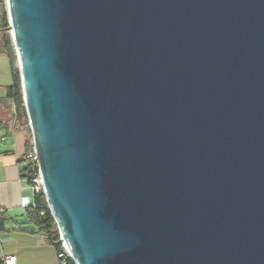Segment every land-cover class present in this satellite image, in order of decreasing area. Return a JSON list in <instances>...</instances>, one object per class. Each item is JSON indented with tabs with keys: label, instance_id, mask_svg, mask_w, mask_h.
<instances>
[{
	"label": "water",
	"instance_id": "water-1",
	"mask_svg": "<svg viewBox=\"0 0 264 264\" xmlns=\"http://www.w3.org/2000/svg\"><path fill=\"white\" fill-rule=\"evenodd\" d=\"M6 4L75 264H264V0Z\"/></svg>",
	"mask_w": 264,
	"mask_h": 264
},
{
	"label": "crops",
	"instance_id": "crops-1",
	"mask_svg": "<svg viewBox=\"0 0 264 264\" xmlns=\"http://www.w3.org/2000/svg\"><path fill=\"white\" fill-rule=\"evenodd\" d=\"M3 2L0 0V24L7 13ZM11 60L0 46V133L6 137L0 150V263L3 257L15 256L16 264H64L58 259L55 244L40 234L27 216L30 207L25 203L32 202L34 194L22 171L27 167L24 156L33 147V140L20 128L15 104L6 95L13 81Z\"/></svg>",
	"mask_w": 264,
	"mask_h": 264
},
{
	"label": "trees",
	"instance_id": "trees-1",
	"mask_svg": "<svg viewBox=\"0 0 264 264\" xmlns=\"http://www.w3.org/2000/svg\"><path fill=\"white\" fill-rule=\"evenodd\" d=\"M9 22L7 13L2 16V22L0 24V46L10 55L11 38L8 33ZM11 56V55H10ZM12 84L7 87L6 95L15 104L16 109V121L21 125L26 131L31 135V130L29 128V121L24 106L23 93L21 89L20 71L16 70L12 64ZM2 122L0 121V125ZM22 176L30 182L32 178V170L27 165V167L22 171ZM27 216L31 223L38 228L40 234L46 236L50 241L55 244L57 250H60V236L57 229L56 222L51 215L48 208L44 193L35 196V207H30L27 209ZM73 262L72 258H69L67 262Z\"/></svg>",
	"mask_w": 264,
	"mask_h": 264
},
{
	"label": "built area",
	"instance_id": "built-area-1",
	"mask_svg": "<svg viewBox=\"0 0 264 264\" xmlns=\"http://www.w3.org/2000/svg\"><path fill=\"white\" fill-rule=\"evenodd\" d=\"M20 128H23L20 126ZM6 143V137L0 133V150ZM24 161L32 170V178L29 185L33 191L34 199L32 202L27 201L25 207H35V196L44 193V180L40 173L39 168V158L34 147L31 148L30 152L24 156ZM60 236V234H59ZM61 239V236H60ZM60 250L58 251V259L62 263L67 264L69 258H71L65 243L62 241L60 243ZM0 264H16L15 256L3 257Z\"/></svg>",
	"mask_w": 264,
	"mask_h": 264
},
{
	"label": "rangeland",
	"instance_id": "rangeland-1",
	"mask_svg": "<svg viewBox=\"0 0 264 264\" xmlns=\"http://www.w3.org/2000/svg\"><path fill=\"white\" fill-rule=\"evenodd\" d=\"M4 8L7 9V4H6V1L4 0ZM9 22V21H8ZM8 33L10 35V38H11V47H10V55H8L9 57H12V60H11V65L13 64L14 68L16 70H19V64H18V58H17V54H16V50H15V46L13 44V41H12V37H11V33H10V29L8 30ZM8 64H9V60L7 61ZM22 89V88H21Z\"/></svg>",
	"mask_w": 264,
	"mask_h": 264
}]
</instances>
